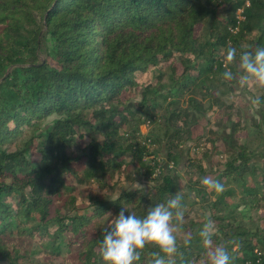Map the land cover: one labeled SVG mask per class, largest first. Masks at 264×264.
Here are the masks:
<instances>
[{
    "label": "trees",
    "instance_id": "trees-1",
    "mask_svg": "<svg viewBox=\"0 0 264 264\" xmlns=\"http://www.w3.org/2000/svg\"><path fill=\"white\" fill-rule=\"evenodd\" d=\"M229 46L238 54L264 47V0H0V262L103 264L99 244L109 213L125 208L143 217L182 192L183 212L190 198L209 204L214 240L228 243L232 264H264V227L255 220L264 214V147L252 149L240 138L245 130L264 141V108L247 127L231 119L210 131L199 157L184 151L187 141L204 135L195 132L203 127L196 114L226 108L224 97L236 90L238 63L231 66L234 80L222 76ZM165 61H171L167 89ZM258 91L263 106L264 90ZM158 118L164 137L144 135V122ZM24 126L27 139L6 146ZM155 144L172 167L151 188L114 192L107 175L130 178L122 168L146 165L159 153ZM213 156L222 157L220 164ZM157 166L148 165L149 173ZM185 170L198 171V183L214 175L224 191L186 185L185 192ZM91 181L109 186L114 198L84 195L80 187ZM188 220L183 230L192 242L184 245L177 235L173 259L205 264L199 223ZM154 251L146 246L135 264H152Z\"/></svg>",
    "mask_w": 264,
    "mask_h": 264
},
{
    "label": "clouds",
    "instance_id": "clouds-1",
    "mask_svg": "<svg viewBox=\"0 0 264 264\" xmlns=\"http://www.w3.org/2000/svg\"><path fill=\"white\" fill-rule=\"evenodd\" d=\"M222 63L224 81L235 79L231 66L238 63L240 80L237 89L242 94L250 82L264 90V47H256L252 51L244 50L238 54L235 47L229 46ZM201 184L209 191H224V185L211 177H204ZM183 200L182 192L172 193L165 202L150 206L143 217L129 213L125 208L115 216L109 213L111 220L106 225L99 244L103 264H135L149 245L158 249L151 253L152 264H176L173 257L179 253L177 234L183 230L185 220ZM126 212L129 214L126 215ZM217 231L215 221L209 217L197 233L205 249V264H232L233 257L228 243H217L214 240ZM191 242L192 237L189 234L183 244L190 245Z\"/></svg>",
    "mask_w": 264,
    "mask_h": 264
},
{
    "label": "rangeland",
    "instance_id": "rangeland-1",
    "mask_svg": "<svg viewBox=\"0 0 264 264\" xmlns=\"http://www.w3.org/2000/svg\"><path fill=\"white\" fill-rule=\"evenodd\" d=\"M171 62V61H170ZM170 62L165 61L161 64L163 67V70L166 71V74L163 78V82L165 85V88L167 89L169 87V79L168 75L171 73L170 69ZM177 73H181L183 68L180 64H177ZM158 75V73L156 74ZM155 75L153 74L152 77ZM149 77L148 75H145L142 80H146ZM240 80V78H239ZM237 84L236 83V90L226 97H224L226 101V108L221 109L219 108L217 111H209L205 113H197L196 114V120L199 121V123L204 127L199 126V128H195V132L202 133L203 132V137L200 138L197 141H192L189 140L186 143L185 146V154L189 155L191 158H196L201 155V153L205 150V139L211 135L210 131L213 129L220 131L221 127L227 126L230 122V120L234 121H240L244 126H248L253 123L254 119H260V113L259 109L261 107L264 108V105H260L257 101V95L259 94L258 91V86H255L254 83L250 82L247 85L246 91L242 94L240 91L237 89ZM188 95L184 96L181 98V104L183 106H187L189 104L188 101ZM198 99H202V95L196 94L195 95ZM249 100H255L257 102L255 103H250ZM205 101V105L208 107L209 101L206 99H203ZM166 106V105H165ZM229 112H231V115H229ZM162 113V112H160ZM259 113V115H258ZM56 115H52L45 119L43 121V126L53 120V118ZM31 130H28L27 126L23 127V132L19 134L18 136L14 137L12 142L6 143V146H8L11 149H15L19 143L22 141H25L28 137V133ZM141 131L144 135L150 134V133H155L159 135L161 138L164 137L166 133V127L162 123V120L158 118L157 122L154 124H151L149 122H144V124L141 126ZM241 142L248 140L249 146L252 149H258L261 150L264 147V141H261V137L254 135L252 132L247 133L245 130L241 132L240 134ZM199 144V145H198ZM153 147L156 148V150L159 149V153L157 155L153 156H148L146 157V165L141 166L138 163L128 166L125 168V166L122 168V170L125 169L126 173L125 175L130 176V178H120L119 174H116L113 176V174H108L106 177L107 182H109L110 187L112 188L113 184H115L114 187V192L117 189H126V190H131L134 188H151L152 186L156 185V180L155 178L159 177L160 175H156L155 172L152 174L149 173V170H152L151 167H154L156 165V161L158 162L159 167L161 166V171L166 168V166L172 167V163L169 162L167 157L164 155L163 150L161 151L159 148V145L155 144ZM222 159V157H217L213 156L211 158V161L215 164H220L219 160ZM127 160H131L130 157H127ZM148 165H151L150 168H148ZM127 166V165H126ZM182 168V165L177 166V168ZM128 169V170H127ZM182 171L180 173L181 175V187L184 188L185 192L188 190L186 189V185H195V189L202 188L201 182L198 183L199 180V172L192 170V172H186ZM195 173V174H194ZM212 179L214 178V175L210 176ZM122 179V180H121ZM197 181V183H196ZM103 183H97V182H89L83 186L80 187V190L84 195H86L89 190L94 191V194L96 197L99 198H104L107 195L111 196L114 198V193L109 186H103ZM193 194L195 193L194 191L192 192ZM199 203L192 204L193 201H191V198L188 200V206L186 211L184 212L185 219H193L194 221H197L199 223L198 228L200 229L203 225V223L210 217L213 220V216L210 210V206L208 203H205L204 200H202V197H198ZM233 203H237L238 200H230ZM264 214H256L255 215V220L256 223L264 227V221H263ZM189 221V220H188ZM214 221V220H213ZM216 224V222H215ZM178 236L181 237H186L187 234L185 233L184 230H182L180 233L177 234ZM41 263H43L44 258H40ZM38 260V261H39ZM56 263L59 262V259L54 260ZM0 264H6L5 262H0Z\"/></svg>",
    "mask_w": 264,
    "mask_h": 264
},
{
    "label": "built area",
    "instance_id": "built-area-1",
    "mask_svg": "<svg viewBox=\"0 0 264 264\" xmlns=\"http://www.w3.org/2000/svg\"><path fill=\"white\" fill-rule=\"evenodd\" d=\"M237 14H238V18L239 19H243L244 18L243 15H242V10L241 9L238 10ZM160 172H161V166L159 167V165H158L157 168H156L155 174L159 175Z\"/></svg>",
    "mask_w": 264,
    "mask_h": 264
}]
</instances>
